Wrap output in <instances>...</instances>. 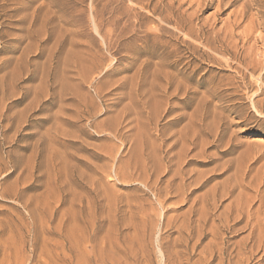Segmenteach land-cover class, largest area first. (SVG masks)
<instances>
[{"label": "rangeland", "instance_id": "374dc122", "mask_svg": "<svg viewBox=\"0 0 264 264\" xmlns=\"http://www.w3.org/2000/svg\"><path fill=\"white\" fill-rule=\"evenodd\" d=\"M261 96L264 0H0V264H264Z\"/></svg>", "mask_w": 264, "mask_h": 264}, {"label": "bare ground", "instance_id": "6f19581e", "mask_svg": "<svg viewBox=\"0 0 264 264\" xmlns=\"http://www.w3.org/2000/svg\"><path fill=\"white\" fill-rule=\"evenodd\" d=\"M91 21H92V20H91ZM257 77H258V76H257ZM260 79H261V78H260ZM256 81H257V80H256ZM260 81H261V80H260ZM167 84H168V83H167ZM167 84H166V85H167ZM177 86H178V85H177ZM177 86H176V87H177ZM167 87H168V85H167ZM162 90H163V89H162ZM176 90H178V87H177ZM163 91H164V90H163ZM260 93H261V92H260ZM262 94H263V93H262ZM210 95H211V94H210ZM213 95H214V94H213ZM256 97H257V96H256ZM261 97H262V96H261ZM263 97H264V96H263ZM263 97H262V98H263ZM157 98H158V97H157ZM254 98H255V97H254ZM204 100H205V99H204ZM199 102H200V101H199ZM160 105H161V103H160ZM162 105H163V104H162ZM252 105H253L254 109H256L257 111H259L261 114L264 113V99H262V100H255V101L253 100ZM158 106H159V105H158ZM160 107H161V106H160ZM196 107H197V106H196ZM200 107H201V106H200ZM203 107H204V106H203ZM198 109H199V108H198ZM163 111H166V110H163ZM195 112H196V111H195ZM219 112H220V111H219ZM165 113H166V112H165ZM196 113H197V112H196ZM203 113H204V112H203ZM163 114H164V112H163ZM197 114H198V113H197ZM204 114H205V113H204ZM217 114H218V113H217ZM201 115H202V113H201ZM201 115H200V113H199V116H200V117H201ZM205 115H206V114H205ZM215 115H216V114H214V116H215ZM218 115H221V114H218ZM202 116H203V115H202ZM216 116H217V115H216ZM221 116H222V115H221ZM221 116H220V117H221ZM212 117H213V116H212ZM217 117H219V116H217ZM217 117H216V118H217ZM220 117H219V118H220ZM158 118H159V117H158ZM158 118H157V120H158ZM194 118H195V117H194ZM196 118H197V117H196ZM205 118H206V117H204L203 120H205ZM213 118H214V117H213ZM198 119H199V118H198ZM198 119H197V120H198ZM217 119H218V118H217ZM197 120H196V121H197ZM200 120H201V119H200ZM206 120H207V118H206ZM211 120H212V119H211ZM214 120H215V119H213V121H214ZM220 120H221V119H220ZM220 120H219V123H220ZM198 121H199V120H198ZM215 121H216V120H215ZM215 121H214V122H215ZM202 122H203V121H202ZM216 122L218 123V120H217ZM217 123H215V125H216ZM221 123H222V122H221ZM221 123H220V124H221ZM203 124H204V123H203ZM203 124H202V125H203ZM212 124H213V122H211V124H208V125L211 126ZM220 124L217 125L218 127H216V128H215V131H213V133H212V137H213V141H212V142H213V143H216V141H218L219 138H220L219 136L222 135V134L220 135V134H219L220 131H218V130L220 129ZM224 124H225V123H224ZM188 125H189V129H190V127H191L192 124L190 125V123H189ZM188 125H187V128L184 127V128H185L184 130L188 129ZM198 125H199V124H198ZM202 125H200V126H202ZM204 125H207V124H204ZM225 125H226V124H225ZM209 126H207V127L209 128ZM213 126H214V125H213ZM203 127H204V126H203ZM205 128H206V127H205ZM210 128H211V127H210ZM195 129H196V128H195ZM199 129H200V127H199ZM182 130H183V129H182ZM190 130H191V129H190ZM206 130H207V128H206ZM193 131H195V130H191L190 132L193 133ZM202 131H203V130H202ZM208 131H209V130H208ZM210 131H211V130H210ZM179 132H180V131H179ZM197 132H198V131H197ZM197 132H196V133H197ZM204 132H205V131H204ZM196 133H194V134H196ZM198 133H199V132H198ZM198 133H197V134H198ZM206 133H207V132H206ZM206 133H205V134H206ZM183 134H184V132H183ZM185 134H187V131L185 132ZM188 134H189V133H188ZM190 134H191V133H190ZM197 134H196V135H197ZM199 134H202V133L200 132ZM203 134H204V133H203ZM210 134H211V132H210ZM174 135H175V134H174ZM180 135H181V133L178 134L179 137H180ZM188 136H189V135H188ZM181 137H183V136H181ZM207 137H208V136H207ZM190 138H191V137H189V139H190ZM195 138H197V137H195ZM201 138H203V137L201 136ZM221 138H222V137H221ZM183 139H184V138H183ZM186 139H187V138H186ZM192 139H193V137H192ZM192 139H191V140H192ZM204 139H206V137H204ZM204 139H203V142H204V143L201 142L202 144H205V143H207L208 141H210V140H207V142H205ZM207 139H209V138H207ZM198 140H200V139L198 138ZM182 141H183V140H181V143H184V141H183V142H182ZM195 141H197V140H195ZM200 141H202V140H200ZM162 143H163V142H162ZM181 143H180V145H181ZM186 143H187V142H186ZM192 143H194V142H192ZM201 143H200V144H201ZM164 144H165V143H164ZM202 144H201V145H202ZM162 145H163V144H162ZM182 145H183L182 147H184V149H185L184 144H182ZM187 145H188V144H187ZM205 145L207 146V144H205ZM205 145H203V146H205ZM210 145H211V144H210ZM206 146H205V147H206ZM156 147H157V146H156ZM159 147L161 148V146H159ZM180 147H181V146H180ZM182 147H181V148H182ZM188 147H189V146H188ZM188 147H187V148H188ZM200 147H201V146H200ZM200 147H199V148H200ZM205 147H204V149H205ZM160 148H159V149H160ZM187 148H186V149H187ZM189 148H190V147H189ZM155 149H156V148H155ZM170 149H172V147H171ZM186 149H185V150H186ZM201 149H202V148H201ZM201 149H200V150H201ZM204 149H203V150H204ZM182 150H183V148H182ZM153 153L155 154L154 156H155L156 161H158V166H159L158 169H159V171H162V170H163V172H164L165 169H166L167 167L164 168L163 165L161 164V163H162V162H161V161H162V158H161V159L158 158V155H157L156 150H153ZM181 153H182V152H180V154H181ZM201 153H202V152H201ZM178 154H179V153H178ZM183 154H184V152H183ZM177 156H180V155H176V157H177ZM179 158H180V157H178V160L181 159V158H180V159H179ZM181 161H183V158H182ZM181 163H182V162H181ZM176 165H177V164H176ZM178 165H179V164H178ZM180 165H182V164H180ZM183 165H184V162H183ZM164 166H165V164H164ZM177 167H178V166H177ZM179 167L182 168L181 166H179ZM161 168H163V169H161ZM180 168L176 171V174H177V173H180ZM168 169H169V168H168ZM170 169H171V168H170ZM181 170H182V169H181ZM157 171H158V170H157ZM159 171H158L157 173H159ZM166 171H167V170H166ZM174 171H175V170H174ZM174 171H173V173H174ZM182 171H185V170L183 169ZM171 173H172V172H171ZM181 173H182V172H181ZM181 173H180V176L183 177V176L181 175ZM174 174H175V173H174ZM182 174H183V173H182ZM172 175H173V174H172ZM184 175H185V173H184ZM175 176H176V175H175ZM180 176H179V177H180ZM185 176H186V175H185ZM187 176H188V174H187ZM173 177H174V176H173ZM157 178H158V181H159V180H160V177H157ZM169 179H170V178H169ZM177 180H179V179H177ZM184 180H185V178H184ZM184 180H183V181L180 180V181H181V184H179L180 187L183 186ZM196 180H197V179H196ZM158 181H157V182H158ZM169 181H170V180H168V182H169ZM176 182H177V181H176ZM194 182H195V181H194ZM179 183H180V182H179ZM196 183H197V182H196ZM169 185H170V184H169ZM167 186H168V185H167ZM215 186H216V185H215ZM184 187H185V186H183V188H184ZM231 187H232V186H231ZM166 189H167V188H166ZM168 189H169V188H168ZM222 190H223V189H222ZM225 190H226V189H225ZM180 191H181V190H180ZM208 192H209V191H208ZM212 192H213V194L211 195V200L213 201V204H214V202H215V197H216V193H215L214 188H213ZM221 193H222V194H221V197H220V198H222L223 195L227 196L228 194H230L229 191H228V192H227V191H222ZM181 194H182V193H181ZM206 194H207V193H206ZM209 200H210V199H209ZM204 201H205V200H204ZM216 202H217V201H216ZM216 202H215V204H214V208H215ZM205 205H206V203H205ZM202 206H203V204H202ZM212 206H213V205H212ZM217 206H218V205H217ZM203 207H204V206H203ZM203 207H202V208H203ZM216 208H217V207H216ZM226 209H227V208H226ZM237 209H239V208H237ZM213 210H214V209H213ZM203 212H204V211H203ZM238 213H239V210H238ZM204 215H205V213H204ZM204 215H203V216H204ZM221 215H222V214H221ZM239 215H240V214H238V217H239ZM226 216H227V215H226ZM228 217H229V215H228ZM206 218H207V217H206ZM224 219H225V217H224ZM226 219H227V218H226ZM233 219H234V218H233ZM233 219H232V220H233ZM203 220H204V219H203ZM213 220H214V219H213ZM213 220H212V222H214ZM235 220H236V218H235ZM235 220H234V221H235ZM223 221H224V220H223ZM225 221H226V220H225ZM212 224H213V223H212ZM223 224H224V223H223ZM215 225H216V224H215ZM228 225H229V224H228ZM228 225H227V226H228ZM224 226H225V224H224ZM224 226H222V227H224ZM217 227L219 228V226H217ZM213 228H214V226H213ZM215 229H216V228H215ZM216 230H217V229H216ZM219 230H220V229H219ZM221 231H222V230H221ZM200 232H201V231H200ZM219 232H220V231H219ZM204 233H205V232H204ZM212 233H214V230H213ZM197 234H199L198 231H197ZM204 235H205V234H204ZM214 235H215V234H214ZM214 235H212V236L214 237ZM250 235H252V234H250ZM201 236L203 237V234H202ZM216 236H217V235H216ZM190 237H191V236H190ZM198 237H199V236H198ZM191 238H192V237H191ZM205 238H206V237H205ZM217 238H218V237H217ZM199 239H201V237H200ZM215 239H216V238H215ZM221 239H222V234H221ZM246 239H247V238H246ZM190 240H191V239H190ZM212 240H213V239H212ZM185 241H187V240H185ZM197 241H198V239H197L196 242L194 243V245H196L195 247H197V244H196ZM213 241H215V240H213ZM221 241H222V240H221ZM246 241H247V240H246ZM260 241H261V240H260ZM261 242H262V241H261ZM184 243H185V242H184ZM200 243H201V242H200ZM214 243H215V242H214ZM263 243H264V242H263ZM209 244H210V242H209ZM209 244H208V245H209ZM212 244H213V243H212ZM258 244H259V243H258ZM185 245H187V243H186ZM188 245H189V244H188ZM208 245H207V248H208ZM217 245H219V244L217 243ZM263 245H264V244H263ZM220 246H223V245L220 244ZM242 246H243V245H242ZM259 246H260V244L258 245V247H259ZM193 247H194V246H192V248H193ZM205 247H206V246H205ZM258 247H257V248H258ZM207 248H206V249H207ZM212 248H213V247H212ZM212 248H211V249H212ZM214 248H215V250H216V247H215V246H214ZM218 248H219V247H218ZM218 248H217V249H218ZM238 248H239V247H238ZM244 248H245V247H244ZM259 248H260V247H259ZM193 249H195V248H193ZM193 249H192V250H193ZM206 249H205V250H206ZM209 249H210V248H209ZM242 249H243V247H242ZM242 249H241V250L238 249V252H239V251H240V252H241V251L243 252ZM205 250H204V251H205ZM211 251H212V250H210V253H211ZM218 251H219V254H217V255L222 254V253H223V247H222V249H218ZM201 252H202V251H201ZM205 252H208V253H209V250H206ZM205 252H203V254H205ZM214 252H216V251H213L212 253H214ZM240 252H239V253H240ZM242 252H241V253H242ZM212 253H211L210 255H212ZM224 253H225V252H224ZM176 254L178 255L177 252H176ZM203 254L201 253V255H203ZM242 254H243V253H242ZM201 255L199 254L200 257H201ZM206 255H207V254H206ZM222 255H223V254H222ZM222 255H221V256H222ZM238 255H239V254H238ZM204 256H205V255H204ZM207 256H209V255H207ZM239 256H241V255H239ZM209 257H211V256H209ZM201 258H202V257H201ZM203 258H204V257H203ZM206 258H207V257H205V259H206ZM211 258H212V257H211ZM219 258H220V257H219ZM221 258H222V257H221ZM168 259H169V258H168ZM175 259L177 260V258H174V260H175ZM208 259H210V258H208ZM208 259H206V262H209ZM223 259H224V258H223ZM186 260H187V259H186ZM219 260H220V259H219ZM168 261H169V260H168ZM187 261H188V260H187ZM201 261H202V260H201ZM204 261H205V260H204ZM212 261H213V260H212ZM217 261H218V259H217ZM218 262H219V261H218ZM218 262H217V263H218ZM196 263H197V262H196ZM199 263H200V262H199ZM201 263H202V262H201ZM203 263H204V262H203ZM203 263H202V264H203ZM179 264H180V263H179ZM197 264H198V263H197ZM207 264H208V263H207ZM220 264H221V262H220ZM222 264H224V263H222Z\"/></svg>", "mask_w": 264, "mask_h": 264}]
</instances>
